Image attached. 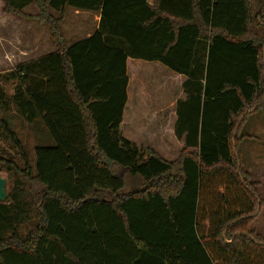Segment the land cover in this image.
Instances as JSON below:
<instances>
[{
    "label": "trees",
    "instance_id": "16d2710c",
    "mask_svg": "<svg viewBox=\"0 0 264 264\" xmlns=\"http://www.w3.org/2000/svg\"><path fill=\"white\" fill-rule=\"evenodd\" d=\"M54 51L0 73V264H264V205L238 134L264 110V0H2ZM32 5L36 14L24 12ZM98 14L64 44L66 10ZM55 12L56 14L52 13ZM185 76L175 160L121 132L127 58ZM52 145L31 153L8 110Z\"/></svg>",
    "mask_w": 264,
    "mask_h": 264
},
{
    "label": "rangeland",
    "instance_id": "374dc122",
    "mask_svg": "<svg viewBox=\"0 0 264 264\" xmlns=\"http://www.w3.org/2000/svg\"><path fill=\"white\" fill-rule=\"evenodd\" d=\"M2 6L3 1L0 0V73H5L15 68L18 64L33 58L35 54L39 55L51 51L52 47L48 30L44 24L39 23L34 18L25 19L15 14H4L1 11ZM24 12L34 15L37 9L29 5L24 8ZM52 13L56 14L55 12ZM94 19V13L80 12L79 14H75L73 9L68 8L66 10L65 19L61 24V32L65 42L84 36L89 31L87 28L92 25ZM44 43L47 44V48H45ZM150 69L151 67L146 69L142 68V72L139 76L137 75L138 72L134 69L133 76H131L130 97L131 100L134 97V103H136L134 108L136 111L135 117H137V122L134 123L136 126V134L139 132L142 133V130L150 126L149 122L142 118V115H144L142 110H144V108L141 110L140 101H144L143 103H145L146 100L158 104L164 100L166 101V94L170 93L172 96L170 97V102H172L177 98L178 89L180 97H183L181 91V77L178 80L176 76L170 77L166 67L163 71H151ZM0 92L4 99L9 98L13 92V84L0 80ZM141 96H143L142 99ZM165 107V105H159L157 110L161 113L162 109ZM13 113L14 109L12 104H10L8 114L11 115L14 130L31 153L37 145H52V140L42 125H37L35 127L29 125ZM238 134L242 137L240 141V151L244 166H252L254 161L264 163V155L260 157L262 159L254 157L257 152L264 149V110L250 113L246 121L243 122ZM0 146L5 151L10 153L13 152V149H11L10 145L5 140H0ZM173 154L175 155V152H173ZM253 158H256V160L253 161ZM168 159H171V157L169 156ZM175 159L176 158H174V160ZM250 173H253V179H257L256 181L259 182L258 192L260 197L264 199V172H257V170L254 169L251 170ZM0 175L5 178L4 172H0ZM7 188L8 183L5 182V190ZM252 226L258 233L264 236V205L261 207Z\"/></svg>",
    "mask_w": 264,
    "mask_h": 264
},
{
    "label": "crops",
    "instance_id": "0c3cea01",
    "mask_svg": "<svg viewBox=\"0 0 264 264\" xmlns=\"http://www.w3.org/2000/svg\"><path fill=\"white\" fill-rule=\"evenodd\" d=\"M73 12L75 14H79L80 12H88V11H79V10H73ZM98 21H99V16L98 14H95V19L92 22V25H90L87 29H89V31L84 35L81 36L80 38H75L70 40L69 42H65L64 40V44L66 46L71 45L72 43H74L75 41L79 40V39H83V38H87L89 36H91V34L97 29L98 26ZM51 42V41H50ZM45 48H47V44L44 43ZM51 51L44 53V54H39V55H33V58L29 59L26 62L29 61H33L36 60L42 56H45L51 52L54 51L55 47L54 44L51 42ZM24 63V62H23ZM162 64L158 61H146V60H142V59H134V58H127L126 60V73H127V77H128V83H127V101L123 110V116H122V122H121V132L122 135L134 142L135 144H137L140 147H150L153 148L158 154H160L164 159L166 160H174V158H176L178 156V152L180 149H182L184 147V143L183 140L176 138L175 134H174V124H175V120H176V112H175V102L177 99H180V95H179V89L177 91V98L170 102V97H172L170 95V93L166 94V101H162L159 102L158 104L156 102H152V101H146L145 103H143L142 101H140V107L141 110L144 108V110H142V113H144V115H142L143 119L147 122H149L150 126L148 128H146L145 130H142V133H138L136 134L135 132V125L134 123H136L137 121V117H135L136 115V111H135V106L136 103H134V97L131 100V95H130V81H131V76H133V72L134 69L136 70L137 75L139 76L142 72V68L146 69L148 67H151V71L153 70H160L163 71L165 70L164 68L166 66H161ZM167 68V67H166ZM168 73L171 76H176L177 80L181 77L182 81L181 83L185 80V76L181 75V74H177L173 71H171L170 69L167 68ZM182 91V88H181ZM183 93V91H182ZM172 94V93H171ZM142 95V94H141ZM170 95V96H169ZM143 98V96H141V99ZM184 98V94L183 97ZM155 100V99H154ZM153 100V101H154ZM154 103V104H152ZM159 105H165L166 107L164 109H162L161 113H159V111L157 110V107ZM155 123V124H153ZM142 134V135H140ZM178 151V152H176ZM173 152H175V155L173 154ZM262 155H264V149L257 152V154L254 157H258L260 158ZM171 157V159H168V157ZM167 157V158H166ZM262 159V158H260ZM256 160V158H253V161ZM245 168L247 169V171L250 173L251 170L256 169L257 172H264V163L262 162H253L252 166H245ZM251 175L253 173H250ZM257 180V179H256Z\"/></svg>",
    "mask_w": 264,
    "mask_h": 264
},
{
    "label": "water",
    "instance_id": "95a60500",
    "mask_svg": "<svg viewBox=\"0 0 264 264\" xmlns=\"http://www.w3.org/2000/svg\"><path fill=\"white\" fill-rule=\"evenodd\" d=\"M5 182V178L0 175V200H4L6 198Z\"/></svg>",
    "mask_w": 264,
    "mask_h": 264
}]
</instances>
